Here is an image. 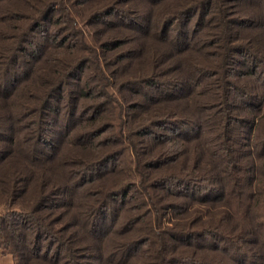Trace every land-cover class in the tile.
<instances>
[{"label":"trees","instance_id":"obj_1","mask_svg":"<svg viewBox=\"0 0 264 264\" xmlns=\"http://www.w3.org/2000/svg\"><path fill=\"white\" fill-rule=\"evenodd\" d=\"M58 5L0 0L2 254L264 264V0H80L34 42Z\"/></svg>","mask_w":264,"mask_h":264},{"label":"rangeland","instance_id":"obj_2","mask_svg":"<svg viewBox=\"0 0 264 264\" xmlns=\"http://www.w3.org/2000/svg\"><path fill=\"white\" fill-rule=\"evenodd\" d=\"M80 0H59V2H60V5H58V8H57V10H55L52 14H50L48 17H46V19L42 22V24H41V26L39 27V29H37V31H35L32 35H31V39L33 38V41L34 42H40V43H42V44H44L45 42H46V40H47V37L48 36H46V34L49 32V30H53V21L61 14V12L63 11V9L65 10L66 9V11H68V12H73L74 10L76 11V10H78V9H80L81 7H79V8H76V5H77V3L79 2ZM99 2L101 1V0H98ZM104 0H102V2H103ZM32 2H34V1H32ZM34 4V3H33ZM35 6H37L38 8L40 7H43V6H41V5H37V4H34L33 5V8L31 7V8H29L28 10H31V19L33 18V16H36V15H38V12H39V10H35L34 8H35ZM66 11H63V15L66 13ZM85 16V15H84ZM110 19H113V20H116V15H113L112 17H109ZM100 22L99 23H95V25H93V26H91V27H88V28H86V32L87 31H93L92 30V28H94V26H100ZM69 26V25H68ZM80 28V27H79ZM82 28H84V27H82ZM81 29V28H80ZM84 30V29H83ZM79 31H77V33H78ZM71 34V33H70ZM88 35V34H87ZM89 36V35H88ZM71 40L72 41H76V40H78V37H77V35H72V37H71ZM84 76V75H83ZM76 85H78V80L76 79L75 81H74V83L73 84H71V86H69V87H67L64 91H63V94H64V96H66V95H68V94H70V91L71 90H75V88H76ZM171 131V129H170V127H165V128H157V129H155V131H154V135L153 134H150L149 136H147V137H144L145 138V140L146 139H152V138H154L155 137V135L156 136H158V135H162V134H166V133H168V132H170ZM183 132H184V130H183ZM186 133H188V131L186 132ZM195 135L197 134V131L194 133ZM194 134H191V135H193L194 136ZM144 138H142L143 140H144ZM193 140H195L196 138L194 137V138H192ZM52 140H53V145L54 146H57V147H59V142H60V140H61V136H54L53 135V137H52ZM50 143V142H49ZM46 150L48 151V152H53L54 153V151H52V149H50V148H47L46 147ZM122 160H123V158H122ZM121 161V159H116V160H114V161H112L111 163H109L104 169H111L112 167H114L115 166V164L117 165L119 162ZM103 169V170H104ZM174 189H176V187L174 188ZM157 193H160V191L159 192H157ZM122 199V197H120L119 198V200H121ZM139 200H140V202L141 201H143L144 200V198L142 197V195H140L139 196ZM175 200V199H174ZM196 206H200V205H197L196 204ZM201 207H203V206H201ZM115 208V209H114ZM111 211L110 212H108L106 215H104L103 217H102V223H104L105 222V229L106 230H108L109 228H111V229H114L116 226H117V224H119V225H121L122 226V224H125V222H126V215H125V218L123 217V215H122V212L119 210V208H118V203H117V201H112V205H111V209H110ZM118 215H120V218L117 220L116 218H118L117 216ZM174 215V213H164L163 214V216H167L168 218L167 219H165V224H171V222H170V218L171 217H174L173 216ZM168 220H169V222H168ZM149 246V244L148 245H139V247H137L138 249H136L135 250V253L136 252H142L143 250H145V249H147V247ZM10 258H12L11 256H10ZM13 259V258H12ZM11 262V261H10ZM13 264H14V262H13Z\"/></svg>","mask_w":264,"mask_h":264},{"label":"crops","instance_id":"obj_3","mask_svg":"<svg viewBox=\"0 0 264 264\" xmlns=\"http://www.w3.org/2000/svg\"><path fill=\"white\" fill-rule=\"evenodd\" d=\"M0 264H13V259L10 258V256H4L2 254L1 248H0Z\"/></svg>","mask_w":264,"mask_h":264}]
</instances>
